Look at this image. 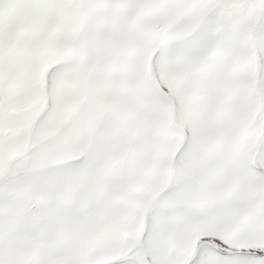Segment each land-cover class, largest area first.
<instances>
[{
	"label": "snow or ice",
	"instance_id": "6c2138e0",
	"mask_svg": "<svg viewBox=\"0 0 264 264\" xmlns=\"http://www.w3.org/2000/svg\"><path fill=\"white\" fill-rule=\"evenodd\" d=\"M0 264H264V0H0Z\"/></svg>",
	"mask_w": 264,
	"mask_h": 264
}]
</instances>
